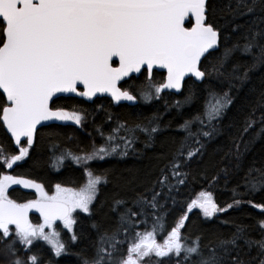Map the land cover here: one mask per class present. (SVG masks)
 Here are the masks:
<instances>
[{
	"label": "snow or ice",
	"instance_id": "6c2138e0",
	"mask_svg": "<svg viewBox=\"0 0 264 264\" xmlns=\"http://www.w3.org/2000/svg\"><path fill=\"white\" fill-rule=\"evenodd\" d=\"M206 13L207 0H0V89L3 90L0 95L5 97L0 100V123L14 138L18 150V154L9 157L0 149V156H3L0 168L12 169L17 162L29 157L37 125L45 126L42 122L58 123V126L68 122L83 125L86 115L58 107L54 101L57 94L77 93L80 85L85 89L78 93L82 97L109 93L116 102L135 104L137 96L147 103L160 98L164 90L180 91L185 77H195L199 81L215 77L222 89L227 82V90L222 91L209 85L203 111L179 126L185 136L171 160L160 169L153 188L132 201L139 211L125 208L111 231L101 233L97 224L92 225L98 230V240L93 243L91 255L84 249L70 253V246L80 239L72 231L76 224L73 213L79 209L92 215L90 206L96 201L101 187L109 182V170L94 169L89 162L127 156L129 149L135 151L133 145L139 139L137 132L146 134L145 147H149L154 135L162 130L158 116L154 115L147 123L117 122L107 135L98 126L96 131L103 144H93L91 151H62L56 158L57 163L71 158L84 170L86 182L78 189L57 184L56 193L49 196L41 184L0 174V258L7 264H43L39 253L22 257L16 248L18 240L24 251L30 252L37 239L50 245L56 257L75 255L78 264H143L152 254L160 258L156 264H163L162 258L173 256L181 257L176 264H246L239 255L237 244L243 239L249 248H259L262 256L259 264H264V239L247 238L244 226H237L230 238L220 239L213 247L203 245L200 236L192 238L182 233L188 213L193 209L198 208L205 218H211L233 207V204L218 206L211 192H201L197 199L188 203L184 215L170 230L167 214L156 215L162 207L159 205L161 192L167 189L170 196L173 191H178L189 175L183 169L203 152L205 144L202 141L212 140L219 134L218 122L233 103L231 92L237 86L233 81L243 84L248 79V71L239 74L238 64L231 71L224 70L232 52L240 47L238 44L226 47L216 63L203 64L202 58L207 60L221 44V32L208 20ZM190 15L195 18L194 23ZM186 22L191 26L186 27ZM254 43L255 37L243 45V52L250 53ZM261 53L264 55V49ZM114 58H118V66ZM154 66L167 70L165 82L156 83L151 79ZM142 69L148 73L143 84L128 86L135 95L118 86L125 77L140 73ZM192 100L190 92L182 101H176L175 107L190 104ZM108 119H112L111 115ZM260 119L264 120V115ZM253 123L255 121L251 119L245 121L240 139ZM194 125H198L195 131ZM261 131L264 132V128ZM234 147L235 152L230 149L226 155H234L239 160L238 140L234 141ZM247 150L248 142L244 144V151ZM253 171L259 170L249 169L245 187L254 193L264 188V173L256 180L251 176ZM21 184L25 188H35L40 198L26 203L10 199V185ZM157 185L160 192L155 191ZM149 193L151 199L147 198ZM173 203H176L174 198ZM234 203L239 206L240 201ZM247 203L264 214V203L253 204L251 200ZM124 204L123 200H115L113 210ZM32 208L39 211L43 223L33 225L29 221L28 212ZM57 220L72 232L68 241H64L55 229ZM258 223L264 227V220ZM140 225H145L146 230L136 231ZM45 228L51 231L46 232ZM165 231L167 235L159 242L157 235Z\"/></svg>",
	"mask_w": 264,
	"mask_h": 264
},
{
	"label": "trees",
	"instance_id": "16d2710c",
	"mask_svg": "<svg viewBox=\"0 0 264 264\" xmlns=\"http://www.w3.org/2000/svg\"><path fill=\"white\" fill-rule=\"evenodd\" d=\"M206 15L221 32V44L215 52L207 56V60L202 59L203 64L216 63L226 47L232 48L233 45L238 44L240 47L232 52L224 70L231 71L232 67L238 64L239 74L248 71V79L243 84L233 81L237 85L231 92L233 103L218 122L219 134L212 140L204 139L202 142L205 147L202 154L189 161L183 169L189 173L187 182L180 186L178 191H173L170 196L167 189L161 192L159 205L162 207L158 208L156 215L167 214L166 223L170 230L184 215L187 204L197 199L201 192H211L220 207L233 204V207L226 212L217 213L211 218H205L202 210L198 208L188 213L182 233L192 238L200 236L203 245L213 247L220 239L230 238L237 226H244L247 238L264 239V227L258 223L264 220V214L247 203L249 200L253 204L264 203V188L253 193L245 187V177L249 169L259 170L251 174L256 180L261 179V174L264 173V132L261 131L264 128V120L260 119L264 115V95H262L264 94V55L261 53V49H264V0H207ZM253 37L255 43L252 51L243 52V45ZM209 85L216 91L227 90V82L222 89L215 77L200 82L188 78L183 82L178 94L161 93L158 99L147 103L138 102L135 105L113 106L105 98L86 103L75 97H58L54 100L56 106L86 114L82 130L70 125L58 126V124L38 128L29 157L17 162L12 169H7L6 166L0 168V174L9 173L34 181L41 184L47 194L51 193L57 184L77 187L85 180L84 170L71 158L57 163L56 158L62 151L71 150L74 153H78L79 150L91 151L93 144L97 146L103 144L96 131L98 126L107 135L117 122H127L129 125L147 123L154 115L158 116L162 130L154 135L149 147H145L146 134L137 132L139 139L133 145L135 151L129 149L128 155L123 158L117 155L106 158L105 161L89 162L94 169H108L109 182L101 187L96 201L90 206L92 215L82 212L74 214L76 224L72 231L80 239L70 246V253L84 249L87 255H91L94 252L93 243L98 240V230L92 225L97 224L101 233L105 230L111 231L117 226L120 213H123L125 208H131L134 212L139 211L132 201L139 195L145 194L147 189L153 188L154 182L160 176V169L169 163L172 154L185 136V133L179 130V126L203 111ZM190 92L193 95L192 102L180 108L175 107V102L182 101ZM3 99L4 96L0 95V100ZM98 106H101L99 110H97ZM109 115L112 117L111 120L108 119ZM248 119L255 123L240 139L245 121ZM196 127L198 125L193 126V131ZM236 140L240 143L239 160L234 155H226L230 149L235 152ZM246 142H248V150L244 151ZM0 149H3L4 156L18 154L2 123H0ZM2 159L3 156H0V160ZM225 169L226 172L223 171ZM213 177H216L215 181ZM155 191L160 192L158 185ZM8 196L16 202L23 203L35 199L40 193L35 188H25L22 184L10 185ZM147 198L151 199L150 193L147 194ZM115 200H123L125 204L113 210ZM235 200L240 201L239 206L235 205ZM147 211L151 213L150 209ZM38 221L36 215L31 216V223L37 224ZM150 226L151 219L148 222V230ZM12 229L14 231V228ZM145 230V225H140L136 229L139 232ZM59 232L64 241H68L72 235L65 230ZM166 235L167 231L157 235L156 239L162 242ZM129 239L131 240V237ZM237 244L239 255L246 264H259L262 256L257 246L249 248L243 239L238 240ZM16 248L19 250L18 255L22 257L39 253L43 258V264H78L75 255L62 254L56 257L52 249L39 239L34 241L30 252H25L20 242L16 243ZM205 254H207L206 249ZM235 254L234 251L233 255ZM158 259L160 258L152 254L144 259L143 264H156ZM162 259L163 264H176L181 257ZM0 264L7 262L0 258Z\"/></svg>",
	"mask_w": 264,
	"mask_h": 264
},
{
	"label": "flooded vegetation",
	"instance_id": "af4514ba",
	"mask_svg": "<svg viewBox=\"0 0 264 264\" xmlns=\"http://www.w3.org/2000/svg\"><path fill=\"white\" fill-rule=\"evenodd\" d=\"M191 21H192V19H191ZM192 23H193V22H192ZM185 26H186V27H190L191 25H190L189 23L186 22ZM117 65H118V62H117ZM147 76H148V73L145 72V71H143V69H142V71H141L140 73H138V75H131V76H129L128 78L122 80V81L118 84V86L121 87L122 89H128L129 91H132L133 94L135 95V94H136L135 91H134L133 89H130L128 86H129V85H136L137 87H139L141 84H143V82L145 81V78H146ZM151 79H152L153 81H155L156 83H162V82H163V79H164V72H161V71H158V70H156V69H153V72H152V75H151ZM161 79H162V80H161ZM79 90L82 91L83 89H82V88H79ZM100 98L108 99V100L110 101L111 105H113V106H118L119 104H126V105H129L128 103H118V104L115 105V104H113L112 100H111L110 98L106 97V96L96 97V98H94L92 101H86V100L81 99V98H80V100H82V101H84V102H86V103H93L94 100H96V99H100ZM138 102H143V103H144V101H143L142 99H140L139 96H137V103H138ZM137 103H135V104H137ZM135 104H134V105H135ZM99 107H101V106H98V107H97V110L100 109ZM65 109L68 110V108H65ZM68 111H69V110H68ZM80 113H81L82 115H86L84 112H80ZM85 120H86V119H85ZM85 120L83 121V125H84V123H85ZM65 125H70V126H73V127L78 128V129H80V130H82V127H83V125H82V126H77V125H75V124L72 123V122H71V123H67V124H65ZM39 220H40V219H39Z\"/></svg>",
	"mask_w": 264,
	"mask_h": 264
},
{
	"label": "water",
	"instance_id": "95a60500",
	"mask_svg": "<svg viewBox=\"0 0 264 264\" xmlns=\"http://www.w3.org/2000/svg\"><path fill=\"white\" fill-rule=\"evenodd\" d=\"M191 16V15H190ZM192 19H193V21L195 22V18L194 17H191ZM117 62H118V58H114ZM118 66V65H117ZM154 69H156V70H159V71H163V72H165V80H164V82L166 81V77H167V70L166 69H164V68H161V67H159V66H154ZM131 75H138V73H131L129 76H131ZM126 78H128V77H125L124 79H126ZM187 78H189V77H185V79H187ZM192 79H194L195 81H197V82H200L199 80H197L195 77H191ZM79 88H82L83 90L82 91H84L85 89L83 88V86L82 85H80L79 87H78V89H77V93H61V94H57V98L58 97H76V98H81V99H84V100H86V101H92L94 98H96V97H101V96H106V97H108V98H110L111 100H112V102H113V104H118V103H128V104H130V105H134L132 102H128V101H121V102H116V101H114L113 99H112V97H111V95L109 94V93H97L95 96H93V97H91V98H89V97H82V96H80V95H78V93L79 92H82V91H80L79 90ZM2 89H0V92L2 93ZM165 91H168V92H171V93H173V94H178L180 91H177V90H175V89H171V90H164L163 92H165ZM4 99H5V97H4ZM56 98H54V100H55ZM136 103V102H135ZM42 124L43 125H49V124H58V123H53V122H42ZM40 127H42L41 125H37V129L38 128H40ZM4 129H5V131H6V128H5V126H4ZM6 133L8 134V136L11 138V136H10V133H8L7 131H6ZM11 140H12V142H13V144H14V146H15V143H14V138H11ZM16 148H17V146H15ZM39 214L40 215V213H39V211L37 210V209H35V208H32V209H29V212H28V218H29V216H30V214ZM41 216V215H40ZM42 217V216H41ZM43 218V217H42ZM57 221H59V220H57Z\"/></svg>",
	"mask_w": 264,
	"mask_h": 264
},
{
	"label": "rangeland",
	"instance_id": "374dc122",
	"mask_svg": "<svg viewBox=\"0 0 264 264\" xmlns=\"http://www.w3.org/2000/svg\"><path fill=\"white\" fill-rule=\"evenodd\" d=\"M86 182V180H84V182L81 184V185H79V186H77V187H66V188H73V189H78L80 186H82L84 183ZM56 193V189L54 190V192L51 194V195H54ZM75 212H82L81 210H79V209H77ZM73 218H74V215H73ZM75 219V218H74ZM38 224H41V223H38ZM54 227H55V229L57 230V231H59V230H65L67 233H70V234H72V232H70L69 230H67V229H65L64 227H63V222H57V223H55V225H54ZM45 231L46 232H49V231H51L50 229H48V228H45ZM40 240V239H39ZM43 243H45V244H47L45 241H43V240H41ZM17 242L19 243V241L17 240ZM48 245V244H47ZM50 248H51V246L50 245H48ZM52 249V248H51Z\"/></svg>",
	"mask_w": 264,
	"mask_h": 264
}]
</instances>
